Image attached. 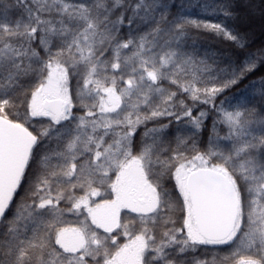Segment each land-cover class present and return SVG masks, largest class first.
Masks as SVG:
<instances>
[{
  "label": "snow or ice",
  "instance_id": "6c2138e0",
  "mask_svg": "<svg viewBox=\"0 0 264 264\" xmlns=\"http://www.w3.org/2000/svg\"><path fill=\"white\" fill-rule=\"evenodd\" d=\"M16 6L24 14L9 21L10 5L0 2V264H180L177 251L200 245L229 247L213 264H264V112L221 108L224 148L218 134L204 152L190 137L166 145L158 135L166 125L147 130L150 139L139 148L133 140L148 120L182 119L169 110L176 93L166 92L163 81L194 101L203 93L201 102L211 104L258 58L264 63V50L249 54L244 69L221 87L201 89L198 74L210 68L181 52L179 41L188 26L238 41L218 23L169 22L163 13L157 21L156 0H17ZM221 10L228 14L227 5ZM137 20H151V30L138 34ZM125 24L132 32L122 38ZM70 77L77 78L78 105ZM74 107L84 114L74 115ZM183 116L198 130L206 113L193 116L186 108ZM37 118L49 123L34 134ZM30 161L37 171L9 219ZM165 177L174 180V191ZM82 209L87 216L78 226L63 220L65 212Z\"/></svg>",
  "mask_w": 264,
  "mask_h": 264
},
{
  "label": "trees",
  "instance_id": "16d2710c",
  "mask_svg": "<svg viewBox=\"0 0 264 264\" xmlns=\"http://www.w3.org/2000/svg\"><path fill=\"white\" fill-rule=\"evenodd\" d=\"M0 2L10 5L7 12L4 13L7 15L9 21L19 19L24 14L23 10L16 6L17 0H0ZM70 2H87V0H70ZM125 2L133 4L135 0H125ZM156 2L159 7L153 15L157 21L160 20L161 13H163L169 22L184 18L202 23H218L225 31L238 37V41H233L228 39L223 33L193 26L187 27L185 35L179 41V50L187 56L192 57L197 63H206L210 68V71H201L198 74L199 82L197 83V87L201 89L221 87L227 80L232 78L233 73H240L244 69L249 54L259 53L261 50H264V10H262L264 8V0H156ZM224 5L228 6V14H225L221 10V7ZM257 5L261 6V8ZM128 15H131V12ZM151 27V20L143 22L137 20L134 30L138 34H143L150 31ZM131 32L132 30L125 24L121 28L120 36L127 38ZM38 51L43 56V50L38 49ZM76 80V77H70L69 80V88L73 95L74 105L79 104V101L75 98L77 90ZM35 83V80L29 81L30 86H34ZM118 83L121 86L123 84L122 81H118ZM262 85H264V63H261L259 58L256 61V67L252 71L245 72L236 84L218 93L211 104L201 102L203 93H201V100L194 101L190 93L183 92L177 85L165 80L162 82L161 87L168 93H176L173 100L169 102L172 105L169 110L180 115L182 119L176 120L174 117L162 116L138 125L136 134L133 137L134 144L136 148H139L142 140L150 139V137L144 136L147 130L153 128L159 129L162 125H166L167 127L158 133L161 141L166 145L170 144L172 147H175L178 137H190L195 140V147L199 151L204 152L208 148L210 138L218 134L221 137L219 141L221 147H227L229 142L223 139L227 133V126L221 123L219 110L224 108L231 111L243 105L254 109L257 113L264 112ZM158 103H160V98L157 95L153 106ZM143 108L145 106H142ZM186 108L192 110L193 116H199L201 112L206 113L200 129H195L190 123L189 118L183 116V111ZM147 111H150V109H147ZM73 112L77 116L84 114V110L79 107H74ZM20 115L21 117L23 116V109H21ZM48 123V118L34 119L31 122L30 130H33L34 134H36L47 127ZM48 146L55 148L56 144L52 142ZM191 147L192 143L190 141L189 148ZM43 151L44 148H40L38 155ZM37 168L38 163L30 161L29 169L26 170V178L22 181V188L18 189L17 194L14 195L13 206L10 207L7 213L9 219L15 213V205L19 204L25 197V192L30 186ZM165 184L170 191H174V180L165 177ZM73 191L77 196L83 195V191L79 188ZM55 194L54 188L53 196ZM93 199L99 198L94 197ZM60 207H66L64 201H61ZM86 216V210L82 209L80 214L65 212L63 220L68 225L78 226L79 222L84 221ZM180 216L181 214L176 212L173 217L176 220V227H180ZM88 223H91L90 218ZM92 227L95 228L94 225ZM0 231H3L2 225H0ZM96 231L102 235H106L102 229H96ZM125 242H127V238L123 235L117 237L118 244L122 245ZM229 251L230 249L226 245H200L195 249L190 248L183 253L177 251L174 258L179 260L180 264H193L194 260H205L209 264H213L216 258H222Z\"/></svg>",
  "mask_w": 264,
  "mask_h": 264
},
{
  "label": "rangeland",
  "instance_id": "374dc122",
  "mask_svg": "<svg viewBox=\"0 0 264 264\" xmlns=\"http://www.w3.org/2000/svg\"><path fill=\"white\" fill-rule=\"evenodd\" d=\"M257 6H259V5H257ZM260 8H261V6H259ZM262 10H264V8H262ZM257 11V10H256Z\"/></svg>",
  "mask_w": 264,
  "mask_h": 264
}]
</instances>
